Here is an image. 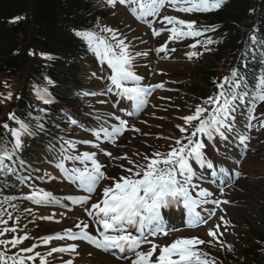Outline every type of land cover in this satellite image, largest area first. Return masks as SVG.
<instances>
[{
	"label": "snow or ice",
	"instance_id": "obj_1",
	"mask_svg": "<svg viewBox=\"0 0 264 264\" xmlns=\"http://www.w3.org/2000/svg\"><path fill=\"white\" fill-rule=\"evenodd\" d=\"M106 2L113 8L117 5L127 7L137 21L148 24L154 37L167 32L169 34L167 42L151 50L161 54L162 58H168L170 52L176 51L174 47L169 48L168 43L194 39L195 42L188 46L192 50L187 52L188 58L191 59L202 54L195 50L198 46L204 51L211 50L208 46L216 41L211 36H207V33L214 32L216 26L198 27L195 20L165 15L159 20L163 27L156 28L155 20L151 18L160 17L165 7L183 14L218 11L225 0H106ZM100 31L106 35H100L92 30L77 32L100 65L98 78L105 81L103 92H85L84 95H113L120 101H127L129 110L126 116H121L115 111L96 114L95 118L99 126L91 130L93 140H64L59 150L60 156L56 167L68 181L81 190V193L65 196L63 199L79 205L85 214V219L78 218L73 228L45 235L41 238L43 243L47 245L54 239L81 240L106 252L113 249L121 252L130 251L132 255L129 264H220L217 257L200 248L201 245L211 244L212 241L206 242L195 236L179 237L164 245L155 241L156 238L167 237L171 232L179 231V228L169 226L167 213L179 211L184 217L186 227L193 229L206 224L208 219L215 215V207L205 206L210 204L219 206L222 203L212 199L214 194L208 188L194 182L196 177L194 165L213 167L205 149L208 146L207 141L215 142L217 137L227 142L230 134L236 135L240 144L247 149L249 136L238 131L237 116L245 119L246 129L251 130L256 127L253 123L258 119L255 114L256 109L260 103H264V36H259L258 30H254L249 36L250 43L244 53V68L248 67L249 58L260 65V71L254 75L253 80L250 82L247 73L242 75L237 68L219 82L214 81L218 91L208 97L203 104H198L194 112L180 117L184 123L176 127L181 135L164 137L173 141L170 150L133 153L134 156H142L141 161L133 159L127 153L114 155L112 151L103 148L101 143L106 142L120 147L118 141L123 139L124 146L127 147V142L132 137L126 136L125 133L149 135L142 132L136 124L131 123L129 117L143 112L150 103L149 98L152 93L157 89H163L164 84H147L144 82L145 78L137 74L136 58L147 56L148 52L133 54L131 42L126 43L127 36L119 33L117 29L104 26ZM200 37L204 39H197ZM40 55L48 60L54 59L45 53ZM46 81L48 85L54 84V81L47 77ZM4 86L8 87L7 82ZM34 92L37 99L45 105L53 103V97L47 87H34ZM12 96V92H8L6 96L0 93V97H3L0 103L11 100ZM38 111L46 112V109L41 108ZM33 118L37 121L36 127L43 130V124L39 123L41 117ZM8 120L14 122L15 126H11L8 122L0 124L5 130V136L11 138L10 141H6L11 144L10 150L0 146V176L5 180L8 176L17 173L13 165L19 160V153L24 148V138L34 135L30 125L21 120L15 112L9 113ZM69 122L73 125L78 124V121L71 117ZM260 127H264V121L260 122ZM77 143L91 145L97 151L76 153ZM98 153L103 154L113 162V166L120 169L121 173L126 174L109 175L107 171L109 165L97 159ZM6 161H10L11 164ZM66 161H71L73 167H67ZM19 163L23 165L24 161L19 160ZM76 163L80 166H75ZM220 171L225 172L226 169L221 168ZM234 175L238 178L240 172L236 171ZM18 179L21 184H26L33 178L30 175H20ZM36 179L42 180L43 177ZM104 181L110 183L100 189L99 198L96 202H92L93 196L97 194V189ZM31 187L32 190L24 196V199L38 206L61 202V198L53 192L34 185ZM2 191L3 188H0V192ZM15 199L16 197L5 196L0 200V205L7 203L10 208L15 209L16 205L12 203ZM5 215L7 219L4 218ZM11 219L12 212L0 208V225H5L0 228V236L17 232L16 226H7ZM42 219H54V217H42ZM16 220L18 224L19 217ZM221 220L227 226L228 221H224L223 217ZM91 224L97 226L94 231L99 235L89 231ZM219 228L220 225L217 224L214 229H209L208 235L223 246L224 242L220 240L223 233L218 235ZM132 230H135L137 235H134ZM28 239L27 234L14 235L11 239H0V246L4 247V250L0 251V264H29V262L35 264L37 258L40 259L41 264H47L45 257L40 252L34 251L38 244L18 247ZM9 245L18 250L9 255ZM227 247L228 251H234L231 245ZM77 248L78 245L75 243L67 247L51 248L48 255L55 252L75 253ZM22 253H32V255H22ZM65 264H74V261L69 259Z\"/></svg>",
	"mask_w": 264,
	"mask_h": 264
},
{
	"label": "rangeland",
	"instance_id": "obj_2",
	"mask_svg": "<svg viewBox=\"0 0 264 264\" xmlns=\"http://www.w3.org/2000/svg\"><path fill=\"white\" fill-rule=\"evenodd\" d=\"M98 5H99V7H103L105 9H108L110 7L107 4L106 0L99 1ZM171 10H172V8L167 7L165 10V13H167ZM173 12L175 15L181 14L182 15L181 19H184V16L189 18L191 15V14L179 13L175 10ZM110 13H111V15H113V17L115 18V20L117 22H112V21L106 22L105 19H102L99 21V27L107 26V27H110L113 29H117L119 31V33L123 34L124 36H127L126 43L131 42V45H132L131 50H132L133 54H135L136 52H142V51L144 52L146 49L145 48L146 45H144L141 42L139 43V40H137V37H136V36L142 37L143 34L137 32V30H134L135 26L133 25V23L131 21V17L129 16L130 11L127 9V7L117 5L115 7V9L111 10ZM169 15H171V13ZM95 25H96V23L94 24L92 29L98 30L97 29L98 27L96 28ZM162 26L163 25L161 24V27ZM165 34L169 35L167 32ZM100 35H106V34L102 32V34H100ZM135 37H136V39H134ZM188 39L170 42L168 47L169 48L174 47V48H176V51L170 52L168 54V58H162V55H160L156 58V62L159 63L158 67L161 70H164L165 72H167L166 74H163L162 77H159V79L161 80V83L165 82L164 83V89L166 92L164 94L165 95L164 101H160L157 104V106H158V108H157L155 105L156 102H154L155 100H153V99L150 100V104L148 105V107L143 112H141L139 114V116L136 117L135 120L130 121L131 123L134 122V124H136L137 127L141 128L142 132L149 133V135L143 136V135L135 134V133H125L126 136L132 137V139H130L127 142V147L124 146L125 142L123 139H121L118 142V144L121 145L120 147L109 145V146L103 147V148H105L106 150L112 151L114 155L129 153L128 155L132 156L133 159H138V160L142 161L143 160L142 156H134L133 153H136V152H149L150 153V152H154L157 150L163 152L167 148L170 149V145H172L170 142L172 140L166 139L164 137H160L161 133L167 134L168 132H170V133L174 132L175 133L174 136H177V137H179L181 135V133L179 132V130L176 127V125L184 123L183 120L180 119V117L191 114L192 112L195 111L196 107H190V108L185 109V110L181 109V106H183L182 98L180 96H177V95H179L178 93L173 96V91L171 88L175 87V83H177V84L183 83V82L179 83V78L182 80H186L187 75H189L191 72H193L196 68L197 69L203 68L202 64L200 62L194 61V59H192V58L191 59L188 58L187 52H189L191 50L186 49L185 50L186 54L185 53L179 54V52H178L179 46L185 44V42L188 41ZM188 45H189V43L186 44L187 47H188ZM178 55H179L180 60H182L181 62H179V64H175V63L173 64V63L169 62V61H174L176 56H178ZM149 59H150V57H149V53H148L147 56H137L136 61H135V65H136L135 70H136L138 75H141L142 77L145 78V80H144L145 83H147V81L150 79V75L152 74V68H151V64H150ZM86 67H87V65H86ZM89 68L94 69L93 66L89 67ZM178 74H180V75H178ZM187 81H189V79ZM191 81L194 82V79L191 78ZM157 83H159V82H155V84H157ZM170 84H173V85H170ZM13 87L15 89L20 88L18 86H13ZM34 87L45 88L46 84L42 81L38 82V81H34L32 79H30L29 83L27 84V91H28L29 96L32 97L33 99H35L37 102H42L41 100L37 99L35 92H34ZM9 89H10V86L7 89V91L5 92V96L7 95ZM181 89H183L185 91L187 90L184 88H181ZM9 92L14 93L13 90H10ZM171 97L174 100L173 104L168 102ZM55 101L56 100L53 99V103ZM53 103H51V104H53ZM35 105L38 107L41 104L35 103ZM153 105H155V107H153ZM175 109H178V110L175 111ZM160 110L163 111V116L159 119V117L162 114V111H160ZM144 121H146V123H144ZM243 123H245V119L238 115L237 116V127H240V125H242ZM255 125H256V127H254L255 129H253L255 135L260 136V134H261L264 136V127H260V123H258V122H255ZM156 127H157V129H156ZM34 129H35L34 127H31L32 131ZM245 131L247 132L248 129H246ZM248 132L250 133V131H248ZM50 135L52 137L55 136L54 133H50ZM165 136L168 137L170 135H165ZM231 136H232V134L229 135L228 140H231ZM234 136L235 137L233 138V140L236 142H239L238 136H236V135H234ZM73 138L76 139V141L86 139V137L84 136L83 133L76 132V131H75V135L73 136ZM156 138H158V139H156ZM93 139H94V136L90 140H93ZM262 140L264 141V138H262ZM211 142L213 145L214 153L219 154L221 159H224L223 158L224 154L229 155L232 158H235V156L233 155V151H231L229 149H225L224 141L221 140L219 137L216 138L215 142H213V141H211ZM151 143H152V147L149 148L151 146ZM81 145H83L85 149L87 148V146L93 148L91 145H86V144H81ZM81 145L79 143H77L78 151L80 153L85 151L81 147ZM263 148H264V146H260V149H263ZM260 151H263V150H260ZM97 159L101 163L109 165V167L107 169L109 175H112L113 173H115L116 175L126 174V173H121L120 169L113 166V162L110 161L108 158H106L103 154L99 153L97 155ZM248 161L249 162L246 163L248 166L246 165L247 167L245 170L248 171L249 173H251L253 176L252 180H253V184H254V186H253L254 192H252L248 188L244 189L242 187V186H244L243 185L244 183H247V181L240 182V185H238L239 188H238L237 194H240L242 196L243 194L247 193L246 195H248V197H245V199H247L248 201L247 200H244V201L243 200H236L235 199L236 196L233 197L232 201H237V206H236V208L231 210V215L233 218H235V216L238 217V219H240V221H241V224L252 227L256 224V222L254 220V216H259V215L264 214V156H263V152H262V154H260V156L258 154L257 155L255 154V156H252L251 159H249ZM124 163H126V162H124ZM76 166L79 167L80 166L79 163H77ZM33 170H34V172H37L36 169H33ZM109 183H110L109 181H104L100 185V188L97 189V194L93 196L92 202H96V200L99 198V195H100V189ZM31 186L32 185L27 184V186L24 188L23 192L25 195L28 194L32 190ZM60 186L62 188H64L66 191V194H63V193L57 194V196L61 198V202L59 204L50 205L51 208H46L44 210H38L37 211L38 212V215H37L38 229H35L36 233H37V239H36L35 244H38V245L44 244L41 238L44 237L45 235H49V234H52L55 232H61L62 230H65L68 228H73V226L78 222V218L79 219H85V214L81 210V208H78L79 211L78 210L73 211L72 209L66 210V207L64 206V204L67 201H65L63 199V197L79 193V191H77L75 188L76 185L67 180L65 185L62 182V184ZM25 195L20 197V199L25 200L24 199ZM30 206H31V210L35 207L32 205H30ZM238 206L239 207L241 206V207L239 208ZM255 208L260 209V210H255ZM27 212H30V211L27 210ZM167 214L173 215V212H169ZM50 216L54 217V219H42V217H50ZM179 217L184 218L182 216V214H179ZM4 218L7 219V216L5 215ZM33 221L37 222L36 219H29L30 223H32ZM8 224H10V223L8 222ZM18 224H20L21 228H24L27 225L25 222L23 223L22 221H20ZM216 225L217 224L215 223V219H214L209 224L205 225V226H208L206 229L200 228V229H195V231H198V232L206 231L211 227H215ZM3 227H5V225H0V228H3ZM176 228H179V231H173L167 237L156 238L155 242L158 244L164 245V244L170 243L172 240L179 238V237H189V236H191V234H193L191 232H195V231H192L190 228L185 227V226L184 227H182V226L176 227ZM244 228H247V227H244ZM74 230H76V229H74ZM231 231H235L233 229L232 224L230 225L229 229H222L221 230V233H223V237L225 239H227L229 241V243H232V238L228 235V232H231ZM15 234L16 233H10V234H6L5 236H0V239H11L12 236H14ZM222 241L224 242L223 239H222ZM27 244L28 243L24 242L22 245H20L18 247H27L28 246ZM58 244H63V245H65V247H67L69 244H72V243H70V242H63V243L51 242L50 244H47V245L44 244V245L48 249V252H49L51 250V248H56V246ZM227 246L228 245L225 242H224L223 246L221 244H217V247H219L223 250L225 249L224 252L228 249ZM42 247H41V245H39L38 247L35 248V250L38 248V252L41 251L40 252L41 255H42V253L47 252V249L44 247L42 248ZM8 248L10 249L9 255H11L13 252H16L15 250H13L11 248V245H9ZM211 248H212V252H213L212 255L217 257L218 260L220 261L219 256L214 254V253H218L219 249L213 248V247H211ZM240 248H241V245H240ZM2 250H4V247L0 246V251H2ZM35 252H37V251H35ZM22 255H24V254L22 253ZM27 255H32V253H28ZM46 255H48V253ZM42 256H44L45 259L48 258V260L46 259L48 264H58V262H60L62 260V259H60V256L61 257H67L66 261H68L69 259H72L74 261V264H79L78 262H76L77 260H81L84 264H92V262H93V264H99V260L90 257V256H92V254L85 253V252L78 250V249L76 250L75 253H72V252L62 253L59 256L51 255L49 257L45 256V255H42ZM121 260H124V259H121ZM65 262H63L61 264H65ZM29 263L32 264V262H29ZM35 264H41L39 258H37V260L35 261ZM220 264H221V261H220Z\"/></svg>",
	"mask_w": 264,
	"mask_h": 264
},
{
	"label": "trees",
	"instance_id": "obj_3",
	"mask_svg": "<svg viewBox=\"0 0 264 264\" xmlns=\"http://www.w3.org/2000/svg\"><path fill=\"white\" fill-rule=\"evenodd\" d=\"M90 11L91 3L87 0H0V75L22 71L28 56L26 48H40L59 58L51 71L59 83H76L77 68L68 62L78 55L74 30L86 25ZM15 16H23L24 20L11 25ZM206 18L212 25L220 26L216 33L220 43L210 70L199 76L207 84L213 83L209 76L215 74L217 65L228 54L233 60L232 69L239 68L242 75L247 73L251 82L260 65L249 58L248 67L244 68V53L250 43V30H258V35L264 33V0H231L228 7ZM29 61L32 74H39L36 60ZM252 253L257 258L256 252Z\"/></svg>",
	"mask_w": 264,
	"mask_h": 264
},
{
	"label": "bare ground",
	"instance_id": "obj_4",
	"mask_svg": "<svg viewBox=\"0 0 264 264\" xmlns=\"http://www.w3.org/2000/svg\"><path fill=\"white\" fill-rule=\"evenodd\" d=\"M129 109H127L126 111H128ZM249 186H251V187H253L254 186V184H249ZM253 189V188H252ZM253 192H254V190H252ZM71 207L75 210V208L77 207V205L76 204H73V203H71ZM90 231H91V229H90ZM92 231H94V230H92ZM95 232V231H94ZM96 233V232H95ZM98 235H99V233H97ZM77 245H78V247L80 248V249H84V251L86 252V253H90V254H92L93 256H97L98 257V259H99V261H102V262H100V264H129V261L128 262H123V261H119V260H116V259H112V258H110L108 255H104V254H102V255H100V254H98V253H96V250L94 249V246L93 245H91V244H88V243H82V242H80V241H76L75 242ZM119 254H121V255H129V254H131V252L130 251H126V252H118Z\"/></svg>",
	"mask_w": 264,
	"mask_h": 264
}]
</instances>
